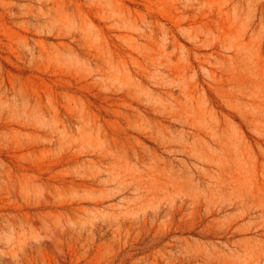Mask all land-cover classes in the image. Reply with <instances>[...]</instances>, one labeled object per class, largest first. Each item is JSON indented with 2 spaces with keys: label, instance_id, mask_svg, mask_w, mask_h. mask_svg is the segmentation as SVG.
Instances as JSON below:
<instances>
[{
  "label": "rangeland",
  "instance_id": "1",
  "mask_svg": "<svg viewBox=\"0 0 264 264\" xmlns=\"http://www.w3.org/2000/svg\"><path fill=\"white\" fill-rule=\"evenodd\" d=\"M0 264H264V0H0Z\"/></svg>",
  "mask_w": 264,
  "mask_h": 264
}]
</instances>
